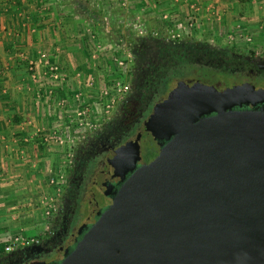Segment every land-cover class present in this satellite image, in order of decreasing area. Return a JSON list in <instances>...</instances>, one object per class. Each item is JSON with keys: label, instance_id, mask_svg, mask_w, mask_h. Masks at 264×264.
I'll return each instance as SVG.
<instances>
[{"label": "water", "instance_id": "1", "mask_svg": "<svg viewBox=\"0 0 264 264\" xmlns=\"http://www.w3.org/2000/svg\"><path fill=\"white\" fill-rule=\"evenodd\" d=\"M238 97L179 85L166 108L190 120L143 161L111 160L106 207L47 264H264V110H225Z\"/></svg>", "mask_w": 264, "mask_h": 264}, {"label": "crops", "instance_id": "2", "mask_svg": "<svg viewBox=\"0 0 264 264\" xmlns=\"http://www.w3.org/2000/svg\"><path fill=\"white\" fill-rule=\"evenodd\" d=\"M112 1L127 6L124 15L90 14L81 0H0V243L42 230L39 200L55 195L51 180L71 143L68 122L79 102L91 106L100 87L112 86L113 77L96 79L102 55L111 51L99 36L101 23L111 33L126 12L127 18L133 13L144 33L160 30L166 37L172 23L167 17L193 2ZM151 6L157 16L144 15ZM46 60L57 65L58 79L49 76Z\"/></svg>", "mask_w": 264, "mask_h": 264}, {"label": "flooded vegetation", "instance_id": "3", "mask_svg": "<svg viewBox=\"0 0 264 264\" xmlns=\"http://www.w3.org/2000/svg\"><path fill=\"white\" fill-rule=\"evenodd\" d=\"M178 44L168 38H145L130 49L133 64L126 99L117 105L111 118L75 147L50 233L38 244L0 255V264H47L71 246L73 238L95 217L89 209L102 211L118 187L116 178L107 180L111 160L117 155L138 154L143 161L173 136L177 126L190 120L189 108H166L179 85H206L218 94L234 91L244 99L238 97L241 103L225 110H264V57L227 45L195 49L190 43ZM195 67L208 73L200 78ZM176 68L182 75L169 76ZM227 100L224 97L220 105ZM127 103L128 108L122 111ZM130 171H123L124 176Z\"/></svg>", "mask_w": 264, "mask_h": 264}, {"label": "rangeland", "instance_id": "4", "mask_svg": "<svg viewBox=\"0 0 264 264\" xmlns=\"http://www.w3.org/2000/svg\"><path fill=\"white\" fill-rule=\"evenodd\" d=\"M81 1H83V4L87 3L85 7H88L90 14L97 13V15L99 14L98 16H101L103 12L105 14L108 11L112 12V10L113 13L119 12L118 14L124 15L127 7L113 6L112 0ZM182 1H185L184 3L187 2L186 0ZM152 4L154 3L151 1L150 5ZM187 4V8L180 7V10L176 11L175 15L173 13V16L167 17L172 23L165 38L173 41L177 38L179 40L192 39L204 45L217 47L227 45L232 49H239L243 52L250 51L252 54L264 57V0H193V2H187ZM121 8L123 12L120 11ZM153 8L154 6H151L144 15L155 14L156 12H154ZM205 13L211 14V19L207 16L208 14H206L207 18H205L203 16ZM125 14L126 17L122 18L123 22L117 24L116 29L111 31V33H107L105 23H101L99 36L102 39H100L102 42H106L107 46H110L111 51L107 54L108 57L107 55H102L105 59L102 60L103 69L99 67L97 77L95 76L97 80L105 81L107 77H113L129 84L133 59L128 57V54L130 49L135 47L134 39L140 35L138 32L140 26L136 23L133 13H128V18L127 12ZM164 14L165 12L163 11L158 12L160 18ZM119 32L122 35L121 38L118 36ZM154 34L162 36L166 33H160V30H157V34L155 32ZM172 35L174 38L171 37ZM115 57L124 58L122 59L124 60V65L117 66L116 62H114ZM195 69V74L197 73L200 78L205 77L203 73H208L205 68L195 67ZM178 71L179 68L171 70L169 76H181L182 74ZM217 78L219 79L221 76H217ZM223 79L226 80V76ZM115 108L112 109L111 116L115 113ZM78 144L74 141L70 151L66 148L63 168L60 169L58 174L56 173L55 177L63 176L64 173L66 175L69 165L68 160L71 158L66 157L65 154L68 152L73 154Z\"/></svg>", "mask_w": 264, "mask_h": 264}, {"label": "built area", "instance_id": "5", "mask_svg": "<svg viewBox=\"0 0 264 264\" xmlns=\"http://www.w3.org/2000/svg\"><path fill=\"white\" fill-rule=\"evenodd\" d=\"M138 32L140 34L144 33L142 27L138 28ZM171 37L174 38L173 35ZM171 37L169 36V38ZM128 57L132 58V55L129 53ZM122 59L124 58H114L117 66L124 65V60ZM45 65L50 74L49 76L53 79H58L59 73L57 65L50 64L47 60L45 61ZM128 90V83L113 79L111 87L104 85L97 90V97L91 106L86 103L87 101L79 102L74 110V118L68 122V128L66 129L67 137L69 142H71L67 146V150L70 151L72 149V143L74 141L77 143L83 142L87 135L95 132L104 122L111 118L112 109L125 101ZM65 155L66 157L72 158V152H68ZM70 160H68V167L70 166ZM51 182L56 186L55 195L50 197L43 195L39 200L44 218L42 230L34 235L14 234L5 242L0 243V255L29 245L38 244L44 236L50 233V222L55 217L54 214H56L59 207V200L57 198L60 197L65 185V173L58 178H52Z\"/></svg>", "mask_w": 264, "mask_h": 264}, {"label": "trees", "instance_id": "6", "mask_svg": "<svg viewBox=\"0 0 264 264\" xmlns=\"http://www.w3.org/2000/svg\"><path fill=\"white\" fill-rule=\"evenodd\" d=\"M101 23V22H99ZM118 36L121 38L122 35L121 33L119 32ZM145 38H157L159 40H162L164 39L165 37L163 36H159L158 35H155L153 32H146V33H142L140 34L139 36H137L135 39H134V42H142ZM177 40V41H176ZM175 41L173 42H178L179 44L178 45H184V46H187V43H190V46H193L195 49H201L202 47H206V46H209V45H204V44H201L200 42L196 41V40H192V39H186V40H179L178 38L176 39ZM194 41V42H192ZM179 47H182V46H179ZM129 104H124L123 107H122V111L123 110H126L128 108Z\"/></svg>", "mask_w": 264, "mask_h": 264}]
</instances>
